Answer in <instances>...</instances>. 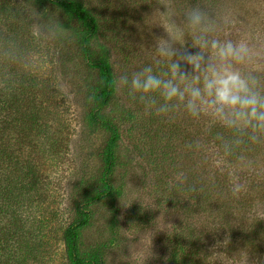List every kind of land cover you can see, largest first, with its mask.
I'll return each mask as SVG.
<instances>
[{
	"label": "rangeland",
	"instance_id": "obj_1",
	"mask_svg": "<svg viewBox=\"0 0 264 264\" xmlns=\"http://www.w3.org/2000/svg\"><path fill=\"white\" fill-rule=\"evenodd\" d=\"M16 1L18 15L14 0H0V237L15 233L13 243L27 251L11 259L66 264L61 233L80 194L97 186L108 135L88 121L96 73L83 62L66 15L46 2L40 10L23 3L31 0ZM76 1L96 19L91 49L108 61L114 83L148 65L155 70L154 41L163 35L151 17L155 0ZM196 4L237 21L264 49V0H177V11ZM253 68L264 78V60ZM13 92L21 105L5 111ZM100 114L120 135L114 197L87 207L82 257L99 254L102 264H264V232L250 221H264V144L244 143L225 157L222 129L182 111L159 114L116 84ZM27 117L31 122L20 121ZM233 176L245 185L238 196Z\"/></svg>",
	"mask_w": 264,
	"mask_h": 264
},
{
	"label": "clouds",
	"instance_id": "obj_2",
	"mask_svg": "<svg viewBox=\"0 0 264 264\" xmlns=\"http://www.w3.org/2000/svg\"><path fill=\"white\" fill-rule=\"evenodd\" d=\"M155 3L151 17L163 29L152 51L155 70L148 65L131 77L120 75L116 87L127 88L130 96L159 114L182 111L222 129L228 134L219 137L225 157L241 144H264V78L253 68L264 60V49L236 27L237 21L218 18L205 6L188 5L181 13L177 0ZM34 29L40 35L39 23ZM188 42L190 48L185 47ZM244 190L233 176V196Z\"/></svg>",
	"mask_w": 264,
	"mask_h": 264
},
{
	"label": "trees",
	"instance_id": "obj_3",
	"mask_svg": "<svg viewBox=\"0 0 264 264\" xmlns=\"http://www.w3.org/2000/svg\"><path fill=\"white\" fill-rule=\"evenodd\" d=\"M15 1L16 9L13 14H20V3ZM32 3L23 1L31 9L32 5L37 3L39 9L43 10V3L53 5L57 9H60L64 15L68 18L71 24L72 36L74 43L80 53V56L85 65L94 70L96 73V84L88 92V98L90 101V109L88 111V121L107 133V139L101 150V168L97 178V186L91 191H83L77 203L74 204L73 218L71 222L63 229L61 233V240L63 243V250L66 264H102V258L99 254L93 256L82 257L79 254V231L85 227L90 220V214L87 211V207L91 206L104 199H113V187L111 184V174L116 166L115 149L119 142L120 135L118 128L110 120L103 118L100 114L102 109L108 104L109 100L115 92V83L112 75V69L110 64L103 56H94V51L91 49V44L94 41L97 33L98 26L96 19L82 6V4L76 0H31ZM12 40V39H11ZM9 40L8 42H13ZM14 43V42H13ZM10 100L5 111L8 108H13V111H17L20 101L17 102V95L13 92L9 94ZM7 113V112H6ZM24 116L29 113H23ZM20 120V119H19ZM23 122L30 121L29 117ZM215 127V126H214ZM217 127H215L216 129ZM216 180V178H215ZM34 189L33 185L29 186ZM259 188V186H255ZM5 192L4 194H6ZM2 212V211H0ZM253 221L252 227H260L259 232H264V221L260 219L251 218ZM247 222V221H246ZM0 224H3V219L0 218ZM1 227V226H0ZM5 240L0 237V264H24L20 258H14V255L19 256L22 253H26L23 245L13 243L16 241L15 233L6 231L4 233ZM27 248V247H26Z\"/></svg>",
	"mask_w": 264,
	"mask_h": 264
}]
</instances>
